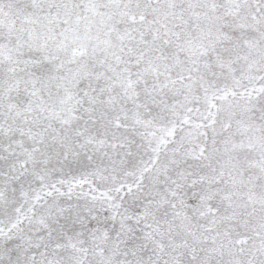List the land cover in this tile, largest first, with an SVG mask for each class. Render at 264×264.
<instances>
[{"label": "snow or ice", "instance_id": "snow-or-ice-1", "mask_svg": "<svg viewBox=\"0 0 264 264\" xmlns=\"http://www.w3.org/2000/svg\"><path fill=\"white\" fill-rule=\"evenodd\" d=\"M0 264H264V0H0Z\"/></svg>", "mask_w": 264, "mask_h": 264}]
</instances>
